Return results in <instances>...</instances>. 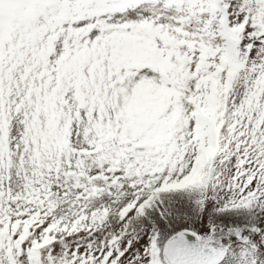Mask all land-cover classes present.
Instances as JSON below:
<instances>
[{
    "label": "snow or ice",
    "instance_id": "obj_1",
    "mask_svg": "<svg viewBox=\"0 0 264 264\" xmlns=\"http://www.w3.org/2000/svg\"><path fill=\"white\" fill-rule=\"evenodd\" d=\"M0 264H264V0H0Z\"/></svg>",
    "mask_w": 264,
    "mask_h": 264
}]
</instances>
